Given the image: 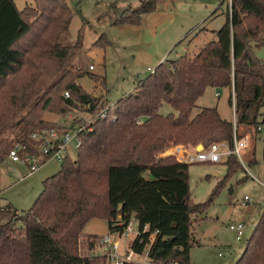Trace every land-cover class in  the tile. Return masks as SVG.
<instances>
[{
    "label": "trees",
    "instance_id": "obj_1",
    "mask_svg": "<svg viewBox=\"0 0 264 264\" xmlns=\"http://www.w3.org/2000/svg\"><path fill=\"white\" fill-rule=\"evenodd\" d=\"M165 1L145 0L115 23L140 24ZM225 15L216 39L192 55L159 63L107 117H96L92 129L81 131L76 157L65 158L43 181L30 209L20 213L0 201V264H106V254L90 252L100 235H86L91 254L81 253L84 228L94 218L108 220L109 231L119 233L133 219L138 222L129 249L148 251L149 261L123 264H190L191 248L201 243L195 233L200 214L220 184L207 202L196 203L190 163L163 154L179 144L226 141L233 147V120L212 106L193 113L209 87L230 91L237 126L264 122V59L256 54L264 47V0H232ZM72 18L69 0H34L23 9L15 0H0L1 162L16 144L22 152L37 153L42 140L32 134L61 128L45 112L65 115L88 103L87 111L94 113L103 105L102 96L78 83L82 73L74 59L84 45L82 34L66 40ZM110 43L103 33L92 47ZM165 105L172 110L164 113ZM225 163L229 174L242 167L235 154ZM234 264H264V212Z\"/></svg>",
    "mask_w": 264,
    "mask_h": 264
},
{
    "label": "rangeland",
    "instance_id": "obj_2",
    "mask_svg": "<svg viewBox=\"0 0 264 264\" xmlns=\"http://www.w3.org/2000/svg\"><path fill=\"white\" fill-rule=\"evenodd\" d=\"M144 1L69 0L73 7V18L66 40L74 42L82 34L84 45L74 59V63L82 73L78 78V83L89 93L103 94L101 95L103 101L114 103L134 91L140 79L139 76L143 77L150 73L148 68L156 67L162 57L165 60H170L177 58L179 53L181 55L186 52L193 54L191 48L194 45L189 47V51L185 48L189 46V40L194 37L195 32L187 28L189 22L184 20L185 17L175 13V10L170 12L171 8L161 11L164 12L163 14L159 13L164 17L163 22L159 24H151L149 19H144L145 22L141 26L115 24V20L125 7L141 6ZM15 2L19 9L34 4V0H15ZM166 4L169 6L170 2ZM225 5L222 9L218 8L219 10L213 13L209 22L206 23L209 34L205 42L202 43L216 39L214 30H218L225 22L228 2ZM189 14L192 15V13ZM103 33L108 36L111 43L105 47L93 48V43ZM263 52L264 47L256 50L259 57L263 56ZM95 80H99V82L95 83ZM229 94L228 89L221 90V95L218 97L215 95L214 88H207L198 100L193 113H197L202 107L212 106L217 107L222 117L232 120L235 112L234 107L228 101ZM171 110L169 105H165L162 109L164 113ZM44 117L49 121L66 122L72 126L73 124L78 125L79 119L85 120L91 115L83 107V110L77 109L65 115L45 112ZM12 130L13 134L11 131L7 132L8 137L15 135L16 128ZM242 130L253 131L251 126H244ZM261 136L256 135L255 144L258 166H251L249 169L258 180L248 176L247 172L249 171L242 165L229 174L225 160L218 163L188 162L190 163L191 198L196 203L207 202L220 184L212 202L200 214L201 219L195 230L203 244L200 243V246L196 247L195 245L193 246L195 248H191L190 264H234L244 251L246 240L250 235L249 230L246 236L240 237L230 228V224L237 221L236 218L239 215L248 213L244 203L256 207L253 217H257L261 209L264 208V139ZM183 146L186 156L197 150L193 145L183 144ZM173 147L168 150H172ZM76 155V152H72V157L75 158ZM60 166L61 164L57 160L50 159L43 168L28 174L30 164L24 161L14 162L5 159L0 163V193L2 194L0 201L10 203L20 213L30 209L43 190V181L58 172ZM51 171H53L51 174L44 176V172ZM245 195L248 196V200L244 198ZM259 202L262 204L261 207H258ZM251 217L252 215L249 214L245 220L248 221ZM133 221L134 228H138V222L134 219ZM107 228L108 222L105 219H95L87 224L84 231L103 232ZM135 236L133 233L130 237L122 238L121 246L125 242L133 240ZM100 238L96 242L97 246L103 245L99 243ZM81 239V253H94L93 249L88 252L84 233ZM120 253L124 254L123 251Z\"/></svg>",
    "mask_w": 264,
    "mask_h": 264
},
{
    "label": "built area",
    "instance_id": "obj_3",
    "mask_svg": "<svg viewBox=\"0 0 264 264\" xmlns=\"http://www.w3.org/2000/svg\"><path fill=\"white\" fill-rule=\"evenodd\" d=\"M228 6H231L232 0H226ZM93 66L91 65V68ZM154 71V69L150 70ZM219 95V92L216 93ZM65 96L69 97V91L65 92ZM81 106L82 103H79ZM91 105L86 104L84 109L88 110ZM115 108V103H109L103 101L101 108L97 109L94 113L88 112L91 117L85 120H82V123L78 125L70 126L66 122H61V128L56 129H43L41 131L34 132L32 137L35 140H42V143L37 146V153L22 152V145L16 144L7 154L6 159L14 162L27 161L30 164V169L28 174H32L37 171L39 167L50 159H55L61 163L65 158L71 155V149L73 146L78 147L81 144L80 132L85 129H92L93 122L96 117H107L109 112ZM83 110V108H81ZM235 110V107H234ZM234 121V143L233 147L229 145L228 142H212L208 146L203 144L201 150H195L188 156L185 155L183 144L175 145L172 148V153L176 156L179 161L186 162H212L218 163L226 160L230 154H235L238 161L243 167L249 171L248 163L254 156L255 144H256V135L259 133H264V122L255 125H245L251 126L253 131H243L242 126H237L236 124V115ZM67 126H70L69 128ZM165 155V154H164ZM5 160V159H4ZM1 163V161H0ZM2 198L0 193V199ZM245 199L248 200V196H245ZM230 228L235 229L239 234L243 233L244 223H232ZM133 233L135 235L139 234V230L134 229V223L131 221L125 230L121 233L119 232H110L107 235L101 236L99 243L103 244L106 247L107 263L106 264H123V261H134V262H148V251L145 254L135 253L133 250H130L124 254L120 253V238L130 237ZM176 264V263H169Z\"/></svg>",
    "mask_w": 264,
    "mask_h": 264
},
{
    "label": "crops",
    "instance_id": "obj_4",
    "mask_svg": "<svg viewBox=\"0 0 264 264\" xmlns=\"http://www.w3.org/2000/svg\"><path fill=\"white\" fill-rule=\"evenodd\" d=\"M167 2H170L169 6H167V4H166ZM226 3H227L226 0H166L165 2L159 4L155 11L143 15L142 21H141L140 24H132V25L141 26L145 22L144 19H149L151 24L152 23H155V24L162 23L164 17H163V15H159V13L161 11H163V10H168L169 8H171L170 12H174V10H175V13H177L179 15L182 14L185 17L184 20L189 22V25L187 26V28H189L190 31L194 30V32H195L194 37L189 40L190 41L189 42V46L186 47L185 50L189 51L190 50L189 47L190 46L192 47L194 45V47L191 48V50L193 51V53H196L198 51V49L204 44L202 42H205L206 38H208V34H209L208 30H209V28L207 27L206 23L209 22V20L212 17L213 13H216L219 9H222L224 6H226L225 5ZM139 6H137V7H139ZM137 7H132V5H130L128 7H125L124 10H126V9H134V8H137ZM161 13L163 14L164 12H161ZM189 13H192V15H190ZM124 24H128V23H124ZM214 31H216V30H214ZM214 35H215V33H214ZM261 48L262 47L256 48V50L257 49H261ZM179 55H181V54L179 53L177 56H179ZM260 58L264 59V54ZM162 61H165V58L162 57L160 59V63ZM154 68L149 67L148 71H150V70H152ZM139 77L141 79L144 76L142 77L140 75ZM95 81H96L95 83L99 82V80H95ZM214 89H215V95L218 96V97H220V95H221V90H225V89H217V88H214ZM217 92H219V95L216 94ZM92 95L95 96V97H100L103 94H101V95L92 94ZM234 112H235V110H234ZM225 119H227V118H225ZM234 119H235V113H234V117H233L232 120H234ZM227 120H230V119H227ZM62 121H64V120H62ZM241 126H242V129H243L245 125H241ZM260 135H262L261 138L264 139V133H261ZM255 147H256V145H255ZM77 151H78V149L76 148V146H73L72 149H71V155H72V152H76L77 153ZM168 154H173L172 150H168L165 155H168ZM49 161H47L44 164H42L39 167L38 170H40L46 164H48ZM24 162L28 163L27 161H24ZM258 163L259 162L257 160L256 150H255L253 159H251L250 162H249V169L251 168V166H253V167L258 166ZM53 171H51L49 173L44 172L43 174H44V176H48ZM247 173L249 174L248 176H251L252 178H256L251 170H250V173L249 172H247ZM256 179L258 180V178H256ZM1 196H2V194H1ZM258 204H259L258 207L262 206L261 202H259ZM244 205H245L246 211H248V213L239 215L238 218H236L237 221L234 222V223H238V222H243L244 223L243 233L239 234L235 229H232V228L231 229L233 231H235L238 234V236H240V237L246 236V234H247V232L249 230V234L250 235H249V237L246 240V245H247V242H248L249 238L251 237L256 225L258 224V222H259V220H260V218H261V216H262V214L264 212V208L261 209V211H260V213L258 214L257 217H253L254 210H255L256 207L253 206V205H247L246 203H244ZM249 214L252 215V217H251V219L246 221L245 217L247 215H249ZM95 219H97V218L91 219L88 223H90L92 220H95ZM106 221L108 222V220H106ZM133 223H134V221H133ZM135 230H138V228H136ZM83 233L85 235H90V234L91 235H100V236L107 235V234L110 233V231H109V222H108V228H107L106 231H103V232H93V231L86 232V231H84ZM195 233H196L197 238L199 239V241L202 243L201 238H200L197 230H195ZM121 241H123L122 238H120V244L122 245ZM129 244H130V241H127V242L124 243L123 246L120 245L121 246L120 252L121 251H123V253L128 252L129 251ZM198 246H200V245H196V247H198ZM96 247H98V250H96ZM96 247L93 249V251L95 250V252H94L95 254L101 255V254H105L106 253V250H105L106 247L104 245H98V246L96 245ZM193 248H195V247H193ZM245 248H246V246H245ZM245 248H244V251H245ZM244 251L242 252L241 256L243 255ZM220 255H222L221 252H220Z\"/></svg>",
    "mask_w": 264,
    "mask_h": 264
},
{
    "label": "water",
    "instance_id": "obj_5",
    "mask_svg": "<svg viewBox=\"0 0 264 264\" xmlns=\"http://www.w3.org/2000/svg\"><path fill=\"white\" fill-rule=\"evenodd\" d=\"M203 148V144H199L196 149L199 150V149H202Z\"/></svg>",
    "mask_w": 264,
    "mask_h": 264
}]
</instances>
